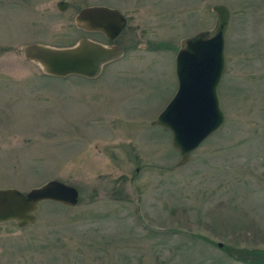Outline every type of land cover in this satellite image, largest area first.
<instances>
[{"label": "rangeland", "instance_id": "obj_1", "mask_svg": "<svg viewBox=\"0 0 264 264\" xmlns=\"http://www.w3.org/2000/svg\"><path fill=\"white\" fill-rule=\"evenodd\" d=\"M219 4L232 12L225 123L177 167L172 134L152 122L177 92L183 41L214 33ZM91 6L128 20L125 55L100 77H51L23 57L34 43L107 45L77 26ZM52 180L79 204L0 225V264H264V0H0V189Z\"/></svg>", "mask_w": 264, "mask_h": 264}, {"label": "water", "instance_id": "obj_2", "mask_svg": "<svg viewBox=\"0 0 264 264\" xmlns=\"http://www.w3.org/2000/svg\"><path fill=\"white\" fill-rule=\"evenodd\" d=\"M68 6L66 2L58 4L60 11ZM214 11L218 17L213 34L201 31L183 41L176 58L177 94L152 122L153 126L163 127L173 135V147L180 154L178 167L188 164L192 154L225 123L218 88L227 69L225 49L232 12L226 5H216ZM76 20L84 30L102 32L110 41L127 25L118 10L107 7L85 8ZM24 57L40 65L48 76L95 79L106 64L122 58L123 51L83 39L71 48L29 45L24 49ZM79 198L77 188L55 180L27 194L13 188L0 189V225L15 222L21 229L28 228L36 224L42 203L74 208Z\"/></svg>", "mask_w": 264, "mask_h": 264}, {"label": "flooded vegetation", "instance_id": "obj_3", "mask_svg": "<svg viewBox=\"0 0 264 264\" xmlns=\"http://www.w3.org/2000/svg\"><path fill=\"white\" fill-rule=\"evenodd\" d=\"M61 2V1H60ZM59 2V3H60ZM59 3H57V7H58V4ZM70 6V5H69ZM58 9H59V7H58ZM67 9V8H66ZM60 10V9H59ZM127 29V28H126ZM125 33V30H124V32L119 36V38L117 39V40H115V41H113V42H110V41H108V39L106 38V41H107V43H109V45H116L115 43H116V41H118L122 36H123V34ZM100 34V33H99Z\"/></svg>", "mask_w": 264, "mask_h": 264}, {"label": "trees", "instance_id": "obj_4", "mask_svg": "<svg viewBox=\"0 0 264 264\" xmlns=\"http://www.w3.org/2000/svg\"><path fill=\"white\" fill-rule=\"evenodd\" d=\"M160 48L162 49H166L167 47H165L164 45H159ZM257 258L262 260L264 258V255L262 253L256 254Z\"/></svg>", "mask_w": 264, "mask_h": 264}]
</instances>
